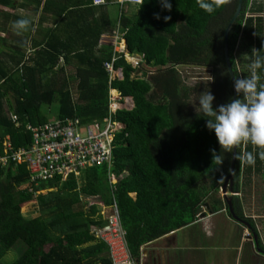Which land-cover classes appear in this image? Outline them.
Returning a JSON list of instances; mask_svg holds the SVG:
<instances>
[{
  "label": "trees",
  "instance_id": "obj_1",
  "mask_svg": "<svg viewBox=\"0 0 264 264\" xmlns=\"http://www.w3.org/2000/svg\"><path fill=\"white\" fill-rule=\"evenodd\" d=\"M171 3V11L162 9L159 0L129 3L121 14L127 52L143 54L146 60L141 69L124 54L115 63L123 78L112 85L133 97L134 106L119 109L114 116L126 127L117 136L111 167L95 166L80 177L71 174L34 185L25 163L0 164V264L15 247L20 255L10 264H114L109 244L93 227L108 224L105 210L115 204L128 252L137 263L145 243L195 221L206 202L211 211L226 208L231 215L218 193L230 173L233 152L222 153V165L213 163L211 149L219 153L221 146L190 103L193 96L198 103L206 90L215 96L214 107L235 98L226 60V29L239 0H222L211 14L196 0ZM49 4L46 0L44 8ZM98 9L92 0H71L57 12L60 19L48 41L34 44L32 55L27 56L25 42L0 47L1 154L7 136L17 148L28 146L32 134L27 124L47 122L45 106L55 102L57 118L80 117L91 123L109 115L110 75L104 62L113 50L96 49L109 22L89 18ZM154 13H160V19ZM164 16L171 19L165 21ZM228 47L235 78L250 76L251 61L264 55V0H243ZM183 64L210 67L212 81L188 86L177 69ZM145 66L156 70L150 73ZM257 75L264 83V69ZM241 150L253 151L254 146L242 145ZM258 151L254 165L236 161L233 206L259 235L264 249L256 219L245 212L255 176L264 179ZM110 172L117 176L114 184ZM44 188L48 190L38 193ZM259 193L264 199V188ZM84 197H100L101 203L88 205ZM29 203L37 205L33 215L23 211Z\"/></svg>",
  "mask_w": 264,
  "mask_h": 264
},
{
  "label": "crops",
  "instance_id": "obj_2",
  "mask_svg": "<svg viewBox=\"0 0 264 264\" xmlns=\"http://www.w3.org/2000/svg\"><path fill=\"white\" fill-rule=\"evenodd\" d=\"M48 1L50 7L44 8L46 0H0V47L25 42L28 56L35 51L34 44L48 41L51 29L57 27L60 19L57 12L63 6L70 5L71 0ZM128 4L121 0L93 4L99 9L89 18L100 19L102 23L109 20L101 34L97 51L111 48L114 53L122 45L127 46L120 17L127 11ZM101 11H105L106 16H102L105 14ZM21 17L30 18L32 25L29 31L18 35L12 28V22ZM66 32L64 29L61 35ZM132 196H136V193H132ZM221 197L225 200L224 194ZM203 206L204 213L197 214V219L189 225L145 243L141 248V260L136 264H264V249L260 247V250L256 245L251 228L226 213V208L213 212L209 202Z\"/></svg>",
  "mask_w": 264,
  "mask_h": 264
},
{
  "label": "built area",
  "instance_id": "obj_3",
  "mask_svg": "<svg viewBox=\"0 0 264 264\" xmlns=\"http://www.w3.org/2000/svg\"><path fill=\"white\" fill-rule=\"evenodd\" d=\"M121 2L140 4L143 0ZM92 3L101 5L107 3V0H92ZM123 54L135 69H141L146 60L145 55L128 53L126 46L122 45L110 60L104 62L110 75L107 117L91 123L83 122L80 117L56 118L38 124L28 123L26 129L32 134V142L28 146L17 148L7 136L4 154L0 153V164L7 166L10 162L25 163L30 172V182L34 185L57 177L66 178L71 174L79 176L84 170L95 166L111 167L117 136L126 127L114 116L119 109L134 106L133 97L124 96L112 85L113 80L123 78L122 68L115 64ZM110 180L113 184L117 181V176L112 172ZM111 211L112 214L107 216L108 224L100 228L93 227V231L109 244L114 264H136L128 252L116 204L111 207ZM123 251L128 255L123 257Z\"/></svg>",
  "mask_w": 264,
  "mask_h": 264
},
{
  "label": "clouds",
  "instance_id": "obj_4",
  "mask_svg": "<svg viewBox=\"0 0 264 264\" xmlns=\"http://www.w3.org/2000/svg\"><path fill=\"white\" fill-rule=\"evenodd\" d=\"M199 7L205 12L213 13L222 3V0H196ZM162 9L172 10L171 0H159ZM160 19V13H154ZM165 21L170 16H164ZM32 20L21 17L12 22V28L16 33L22 34L30 30ZM264 69V55L257 54L251 61V75L237 77L234 81L236 98L228 103L214 107L215 96L210 90H206L198 97L196 112L199 117L206 120V127L214 131L221 151L211 149L213 163L222 165L224 156L222 153H231L234 149V158L240 164L254 165L258 156L264 160V83H259L257 71ZM251 144L253 151H242L241 146Z\"/></svg>",
  "mask_w": 264,
  "mask_h": 264
},
{
  "label": "rangeland",
  "instance_id": "obj_5",
  "mask_svg": "<svg viewBox=\"0 0 264 264\" xmlns=\"http://www.w3.org/2000/svg\"><path fill=\"white\" fill-rule=\"evenodd\" d=\"M145 68L147 69V71L151 72H155V68H148L147 66H145ZM177 69L179 71V74L183 80V82L185 84H187L188 86H195V85H205L208 84L212 81V69L210 67L207 66H197V65H178ZM198 103L196 102V97L193 96L190 106L191 108H193L194 111H196V105ZM46 111V115L48 118V121H53L55 120L56 117V113L58 111V103H53L52 105L49 106H45ZM7 113H9V111H7ZM80 177V175L78 176ZM253 193L251 196H249L248 194L247 196V203L245 205V212L246 214L253 216L256 221L257 224L259 226V228H261V232H262V239L264 241V209L262 208V205L264 203V199L260 198V193L261 190L264 188V179L261 176H255L254 178V182H253ZM52 189V188H50ZM48 189L44 188L42 190H40L38 193L40 192H45ZM223 195V191L222 188L220 189L218 196H222ZM84 200L87 201V204L90 205L93 202H100L101 203V199L100 197H84ZM37 210V205L33 204V203H29L27 205H25L23 207V211L27 214V215H32L35 214L33 213L34 211ZM227 213V211H226ZM112 214L111 208L109 207L108 209L105 210V216H109ZM123 257H125L126 255H128L126 252H124ZM20 255V252H18L17 247L11 249L2 259V263L3 264H10L12 263L14 260H16ZM118 257V256H117Z\"/></svg>",
  "mask_w": 264,
  "mask_h": 264
},
{
  "label": "water",
  "instance_id": "obj_6",
  "mask_svg": "<svg viewBox=\"0 0 264 264\" xmlns=\"http://www.w3.org/2000/svg\"><path fill=\"white\" fill-rule=\"evenodd\" d=\"M242 6H243V0H239V4L237 7V10L233 16V18L231 19L227 29H226V60H227V66L228 69L232 75L233 78V82L235 81V74L232 68V64H231V59H230V55H229V47H228V38H229V33L231 31V29L233 28L235 22L237 21L238 17L241 14V10H242ZM236 92V91H235ZM235 98H236V93H235ZM237 151V149H234L233 151V157H232V163H231V169H230V173L227 176L223 186H222V191L224 194V199L227 202V204L229 205V210L231 215L239 222H241L242 224H245L248 226V228H251L250 223L241 218L240 216H238L234 210V206H233V195H235V191H234V179H235V168H236V161L237 159L234 158L235 156V152ZM205 211V207L201 206L199 207L197 214L199 215L200 213H204ZM254 239L256 242V245L260 248L259 246V235L257 233H254ZM261 250V248H260Z\"/></svg>",
  "mask_w": 264,
  "mask_h": 264
}]
</instances>
